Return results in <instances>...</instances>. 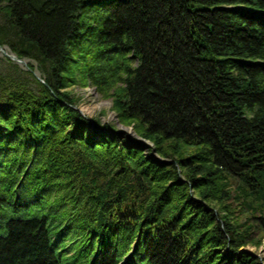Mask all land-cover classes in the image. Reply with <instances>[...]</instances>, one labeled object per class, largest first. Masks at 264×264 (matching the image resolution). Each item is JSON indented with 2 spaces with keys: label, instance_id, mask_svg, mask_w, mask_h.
<instances>
[{
  "label": "trees",
  "instance_id": "16d2710c",
  "mask_svg": "<svg viewBox=\"0 0 264 264\" xmlns=\"http://www.w3.org/2000/svg\"><path fill=\"white\" fill-rule=\"evenodd\" d=\"M0 45V264H261L264 0H0Z\"/></svg>",
  "mask_w": 264,
  "mask_h": 264
},
{
  "label": "rangeland",
  "instance_id": "374dc122",
  "mask_svg": "<svg viewBox=\"0 0 264 264\" xmlns=\"http://www.w3.org/2000/svg\"><path fill=\"white\" fill-rule=\"evenodd\" d=\"M0 65H4L1 60ZM71 91L78 98L79 103L77 107L80 108L84 116L98 118L103 128L115 127L117 130L124 131L126 135L130 136L132 141H140L152 146L151 143L138 136L133 127H126L120 123L117 118V113L113 109L112 99L105 98L95 86L90 85L81 87L79 85H74ZM151 154L156 155L153 151ZM238 183V181H235L233 188L236 187ZM230 202H233V208L238 210L237 214L241 224H254L257 228L252 230V242L247 246H243L241 250L250 253L252 256H256L260 259L261 264H264V209L263 211L258 209V212L255 213L257 217H251L254 214L252 212L248 213L247 206L242 204L243 202L245 203V197L241 199L234 197ZM254 205L257 206L258 204L254 203Z\"/></svg>",
  "mask_w": 264,
  "mask_h": 264
},
{
  "label": "water",
  "instance_id": "95a60500",
  "mask_svg": "<svg viewBox=\"0 0 264 264\" xmlns=\"http://www.w3.org/2000/svg\"><path fill=\"white\" fill-rule=\"evenodd\" d=\"M0 52H1L3 55H5V56L11 58L13 61H15V62H17V63H20V64H23L24 66H28V64H27L26 61L20 59L19 57H17V56L14 55V54H10V53H9L8 51H6V49H5L3 46H1V45H0ZM40 80H42V79L40 78ZM42 81H44V80H42ZM75 108H77V109L82 113V111L80 110V108H78V107H76V106H75Z\"/></svg>",
  "mask_w": 264,
  "mask_h": 264
}]
</instances>
